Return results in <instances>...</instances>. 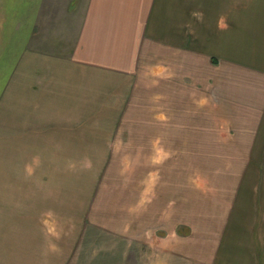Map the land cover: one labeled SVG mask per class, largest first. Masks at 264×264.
I'll use <instances>...</instances> for the list:
<instances>
[{
  "label": "rangeland",
  "instance_id": "rangeland-1",
  "mask_svg": "<svg viewBox=\"0 0 264 264\" xmlns=\"http://www.w3.org/2000/svg\"><path fill=\"white\" fill-rule=\"evenodd\" d=\"M5 15L1 3L0 28L17 25ZM263 28L252 19L237 59L264 62ZM172 62L61 115L4 103L20 74L0 67V264H264L259 68L230 69L243 84L228 89L206 66L184 84Z\"/></svg>",
  "mask_w": 264,
  "mask_h": 264
},
{
  "label": "crops",
  "instance_id": "crops-1",
  "mask_svg": "<svg viewBox=\"0 0 264 264\" xmlns=\"http://www.w3.org/2000/svg\"><path fill=\"white\" fill-rule=\"evenodd\" d=\"M10 1L19 3L0 4L8 15L4 17L16 19L17 25L0 28V67L16 65L20 75L13 68L4 103L16 96L31 114L107 100L113 92L118 99L125 77L133 78L145 61L166 69L179 61L188 85L199 84L198 72L206 66L225 78L228 89L232 83L243 84L231 79L230 69L253 66L264 86V62L237 59L247 52L245 36L253 31L252 19H264V0ZM257 33L264 36V30ZM257 44L261 49L264 39ZM212 83L219 84V79L212 77ZM13 84L19 88L13 90Z\"/></svg>",
  "mask_w": 264,
  "mask_h": 264
}]
</instances>
